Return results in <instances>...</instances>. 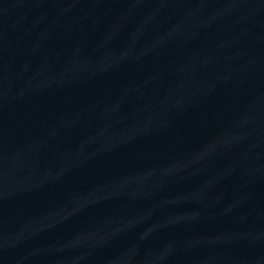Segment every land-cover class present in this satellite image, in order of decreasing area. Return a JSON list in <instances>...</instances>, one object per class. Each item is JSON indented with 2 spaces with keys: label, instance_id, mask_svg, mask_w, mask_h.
I'll return each instance as SVG.
<instances>
[{
  "label": "water",
  "instance_id": "water-1",
  "mask_svg": "<svg viewBox=\"0 0 264 264\" xmlns=\"http://www.w3.org/2000/svg\"><path fill=\"white\" fill-rule=\"evenodd\" d=\"M0 264H264V0H0Z\"/></svg>",
  "mask_w": 264,
  "mask_h": 264
}]
</instances>
